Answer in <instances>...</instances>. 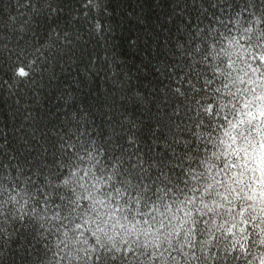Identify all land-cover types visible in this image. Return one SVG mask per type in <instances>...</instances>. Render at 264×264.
Returning <instances> with one entry per match:
<instances>
[{"label": "trees", "instance_id": "16d2710c", "mask_svg": "<svg viewBox=\"0 0 264 264\" xmlns=\"http://www.w3.org/2000/svg\"><path fill=\"white\" fill-rule=\"evenodd\" d=\"M36 48L40 73L10 89V68ZM193 148L206 179L193 215L225 249L209 264H264V0H0V175L38 190L42 210L64 207L61 178L92 195L127 188L125 200L177 192ZM179 199L172 211L187 216ZM202 240L184 245L190 258L152 259L221 256ZM46 243L22 226L3 264H40Z\"/></svg>", "mask_w": 264, "mask_h": 264}, {"label": "clouds", "instance_id": "9594fccd", "mask_svg": "<svg viewBox=\"0 0 264 264\" xmlns=\"http://www.w3.org/2000/svg\"><path fill=\"white\" fill-rule=\"evenodd\" d=\"M43 55L40 48H36L25 57V62H15L8 73L11 83L5 81L8 87L11 89L38 75L43 63L40 58ZM227 60L228 57L218 55L214 66L222 68L225 72L229 71ZM22 70L24 74H21ZM213 83L221 85L222 93L225 83L223 73L216 76ZM213 100L214 107L220 103V98L215 93L209 102ZM191 144V140L187 141L188 146ZM69 159L74 160L75 157ZM200 159L198 149L193 148L188 152L185 160L181 162V174L176 177L183 183V187L178 183L175 185L177 192H172L171 189L164 192L161 189L163 195L154 201L143 196L137 199L131 195L125 200L124 192L127 188L120 189L119 196H114L108 188H101L97 195H92L96 192L95 186L83 188L77 185L73 188L61 178L57 181L61 189L57 194L65 203L54 216L50 211V204L42 210L44 201L37 195L38 190L31 189L26 184L17 186L11 176L0 175V264H3L4 257L14 247L22 226L35 228L37 236L47 241L43 244L40 264H94L93 256L99 258L95 264H163V261L153 260L152 257L163 255L167 260L165 253L169 249L190 258L184 245L191 241V247H198L195 242L196 232L203 236L199 251L207 253V245L213 238L216 240L213 246L221 251L219 257L213 253L212 256L200 258L197 254L199 264L223 259V240L201 227L198 217L193 215V210H200L198 201L201 197L197 193L202 191L206 183ZM91 171L89 169V174ZM180 194L184 195L185 200L191 201L187 216L172 211L176 207H180V212L183 211L184 201L179 199ZM46 195L50 197L52 192ZM169 196L172 197L171 206L168 204ZM69 204L76 205L73 209L74 215L69 222L56 227L52 221L59 222L61 212ZM26 220L29 222L27 225L24 223ZM193 224L196 226V232L192 231ZM53 228L55 231H52ZM41 229L44 231L41 232ZM177 233L181 238L177 237ZM16 247L18 250L19 246ZM168 264H181L179 256L173 257ZM184 264H188V259H185Z\"/></svg>", "mask_w": 264, "mask_h": 264}, {"label": "snow or ice", "instance_id": "6c2138e0", "mask_svg": "<svg viewBox=\"0 0 264 264\" xmlns=\"http://www.w3.org/2000/svg\"><path fill=\"white\" fill-rule=\"evenodd\" d=\"M21 74H24V73H23V70L21 71ZM78 227H79V225H78ZM129 251H131V250H129Z\"/></svg>", "mask_w": 264, "mask_h": 264}]
</instances>
